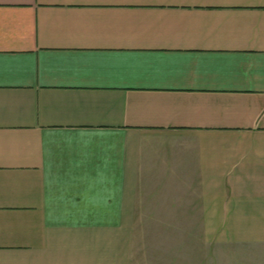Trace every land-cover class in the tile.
Returning <instances> with one entry per match:
<instances>
[{
	"label": "crops",
	"instance_id": "0c3cea01",
	"mask_svg": "<svg viewBox=\"0 0 264 264\" xmlns=\"http://www.w3.org/2000/svg\"><path fill=\"white\" fill-rule=\"evenodd\" d=\"M136 221L264 264V0H0V264H133Z\"/></svg>",
	"mask_w": 264,
	"mask_h": 264
},
{
	"label": "rangeland",
	"instance_id": "374dc122",
	"mask_svg": "<svg viewBox=\"0 0 264 264\" xmlns=\"http://www.w3.org/2000/svg\"><path fill=\"white\" fill-rule=\"evenodd\" d=\"M199 225V222H134L132 229L137 244L133 264H147L148 255L150 264L209 263V249L202 244ZM218 259L224 264V249Z\"/></svg>",
	"mask_w": 264,
	"mask_h": 264
}]
</instances>
